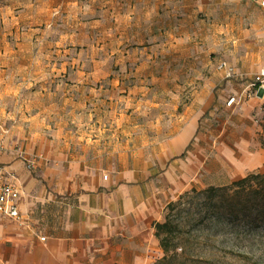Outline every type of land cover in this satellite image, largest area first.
Masks as SVG:
<instances>
[{"label": "crops", "instance_id": "obj_1", "mask_svg": "<svg viewBox=\"0 0 264 264\" xmlns=\"http://www.w3.org/2000/svg\"><path fill=\"white\" fill-rule=\"evenodd\" d=\"M260 5L0 0V85L24 126L0 163L25 219L0 220V264H156L155 225L203 167L202 118L252 85L223 84L216 62L237 72L248 46L243 73L264 68Z\"/></svg>", "mask_w": 264, "mask_h": 264}, {"label": "rangeland", "instance_id": "obj_2", "mask_svg": "<svg viewBox=\"0 0 264 264\" xmlns=\"http://www.w3.org/2000/svg\"><path fill=\"white\" fill-rule=\"evenodd\" d=\"M260 8L263 7L260 5ZM261 20L264 33V14ZM255 53L264 55V44L258 46ZM248 56V46H241L236 59L240 66L232 79H226L218 70L219 63L227 62V59L216 62V70L223 74V84L229 82L246 89L254 82L256 71L250 75L242 71L243 64L250 58ZM193 79L196 86L209 81L210 77L195 75ZM5 87L0 85V142L3 145L15 130L24 128L18 124L20 105H16L17 99L13 94L5 93ZM223 88L226 85L218 87V90ZM263 139L264 96L260 97L257 89L250 87L241 103L234 107L214 103L202 118L198 135L190 146L194 159H202L203 167L195 186L187 192L193 189L201 192L211 186L227 185L253 172L264 173ZM238 168L242 169L239 174L236 173ZM178 201L179 197L174 202ZM167 220L171 221L173 228V253L169 255L173 257L165 264H264V233L247 236L236 229L233 231L226 221L205 218L200 206L192 200L185 199L182 205L175 208L167 207L162 223ZM161 251L160 262L165 256L162 248Z\"/></svg>", "mask_w": 264, "mask_h": 264}, {"label": "trees", "instance_id": "obj_3", "mask_svg": "<svg viewBox=\"0 0 264 264\" xmlns=\"http://www.w3.org/2000/svg\"><path fill=\"white\" fill-rule=\"evenodd\" d=\"M261 146L264 149V139ZM185 199L196 202L205 213V218L215 219L217 222L226 221L233 231L236 229L247 236L264 233V173L253 172L230 184L211 186L201 192L193 189L182 194L177 203H170L168 208L182 205ZM155 230L165 254L162 261L156 264H165L173 257L169 256L173 253L171 221L156 224Z\"/></svg>", "mask_w": 264, "mask_h": 264}, {"label": "built area", "instance_id": "obj_4", "mask_svg": "<svg viewBox=\"0 0 264 264\" xmlns=\"http://www.w3.org/2000/svg\"><path fill=\"white\" fill-rule=\"evenodd\" d=\"M261 5L264 7V0H261ZM218 70L221 71L226 79H232L237 75L236 70L230 66L227 62H220L218 65ZM251 87L257 89V93L263 88L264 89V68L257 74L254 78V82ZM242 97L231 98L227 106L231 107L234 105H239L242 101ZM4 151V146L0 142V155ZM22 157L23 154H22ZM26 167L28 170H32L35 167V159L28 160L26 162ZM107 179V177H104ZM20 198V191L14 184L10 183L6 179L5 169L0 163V220L2 219H12L19 226L25 225V219L19 212L17 207V202Z\"/></svg>", "mask_w": 264, "mask_h": 264}, {"label": "water", "instance_id": "obj_5", "mask_svg": "<svg viewBox=\"0 0 264 264\" xmlns=\"http://www.w3.org/2000/svg\"><path fill=\"white\" fill-rule=\"evenodd\" d=\"M259 96L260 97H263L264 96V89L263 88L259 91Z\"/></svg>", "mask_w": 264, "mask_h": 264}, {"label": "bare ground", "instance_id": "obj_6", "mask_svg": "<svg viewBox=\"0 0 264 264\" xmlns=\"http://www.w3.org/2000/svg\"><path fill=\"white\" fill-rule=\"evenodd\" d=\"M241 172H242V169L241 168H238L237 171H236L237 174H239Z\"/></svg>", "mask_w": 264, "mask_h": 264}]
</instances>
